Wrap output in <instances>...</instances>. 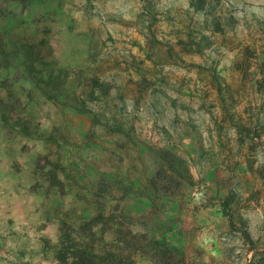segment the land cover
I'll return each instance as SVG.
<instances>
[{
	"label": "rangeland",
	"instance_id": "374dc122",
	"mask_svg": "<svg viewBox=\"0 0 264 264\" xmlns=\"http://www.w3.org/2000/svg\"><path fill=\"white\" fill-rule=\"evenodd\" d=\"M85 244L264 264V0H0V264Z\"/></svg>",
	"mask_w": 264,
	"mask_h": 264
},
{
	"label": "trees",
	"instance_id": "16d2710c",
	"mask_svg": "<svg viewBox=\"0 0 264 264\" xmlns=\"http://www.w3.org/2000/svg\"><path fill=\"white\" fill-rule=\"evenodd\" d=\"M14 1H17V2H20V3H30L32 0H14ZM26 129V128H24ZM224 203H223V213L225 216L229 217L230 220H232V214L231 212L229 211V207H230V199H229V196H225V199H224ZM244 234L245 235H248L247 233V230L244 229ZM78 246H81L82 244L81 243H77ZM84 245V244H83ZM93 252H91L86 244H85V247H81L79 249H76L71 255L69 256H65V255H61V257L58 255V257H60V259H62V261H64V263L66 264L68 260L71 259V262L69 264H96V262L93 261L92 257L93 256Z\"/></svg>",
	"mask_w": 264,
	"mask_h": 264
}]
</instances>
